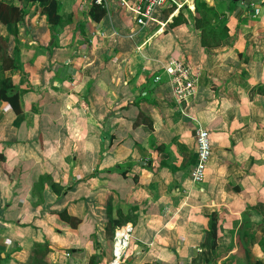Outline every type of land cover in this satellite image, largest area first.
<instances>
[{"label":"crops","instance_id":"obj_1","mask_svg":"<svg viewBox=\"0 0 264 264\" xmlns=\"http://www.w3.org/2000/svg\"><path fill=\"white\" fill-rule=\"evenodd\" d=\"M3 1L22 10L0 20L21 113L0 101V264H108L127 225L120 264H264V2L205 0L229 34L203 46L195 0L145 28L140 0H57L55 26ZM173 60L198 74L187 104L154 81ZM200 128L212 155L195 183Z\"/></svg>","mask_w":264,"mask_h":264},{"label":"built area","instance_id":"obj_2","mask_svg":"<svg viewBox=\"0 0 264 264\" xmlns=\"http://www.w3.org/2000/svg\"><path fill=\"white\" fill-rule=\"evenodd\" d=\"M261 3L264 0L260 1ZM96 3L102 4V0ZM181 0H140L136 5L127 7L134 15L137 24L145 28L151 22H158L157 14L161 10L173 12L182 6ZM258 12V10L256 11ZM160 22V21H159ZM163 76L171 88L174 101L178 104L189 103L196 92L198 74L194 68L183 60H173L162 68V72L154 77V81L162 82ZM184 113V109H182ZM197 161L192 171V180L201 183L206 178L207 168L211 159V141L206 129L200 128L196 134ZM132 226L127 225L115 231L113 239V259L108 264H120L129 247Z\"/></svg>","mask_w":264,"mask_h":264},{"label":"trees","instance_id":"obj_3","mask_svg":"<svg viewBox=\"0 0 264 264\" xmlns=\"http://www.w3.org/2000/svg\"><path fill=\"white\" fill-rule=\"evenodd\" d=\"M31 2H37L41 6V11L46 15L48 22L55 26L60 23V16L58 14V1L57 0H27ZM106 9L102 5L95 4L90 10L91 16L96 20H101L106 14ZM22 10L15 6L0 0V20L3 23L18 22L21 18ZM196 13L195 26L197 29L201 30V39L203 46H215L219 45L226 36L229 34L228 28L222 27L221 30L216 31L213 27L207 26L208 23L207 13H212L214 15L220 16L218 11L214 6L209 5L205 0L196 1ZM186 22L182 19V14L180 13L173 20V25L181 24ZM2 38L0 37V40ZM0 59L4 60L2 54V46L0 42ZM12 66V65H11ZM0 101L9 102L16 113H21V101L20 95L15 90L12 81L9 78H5L3 75L0 77ZM152 126V124L150 125ZM215 224L212 225L213 236H215ZM262 264V263H257Z\"/></svg>","mask_w":264,"mask_h":264},{"label":"rangeland","instance_id":"obj_4","mask_svg":"<svg viewBox=\"0 0 264 264\" xmlns=\"http://www.w3.org/2000/svg\"><path fill=\"white\" fill-rule=\"evenodd\" d=\"M196 1L197 0H195V4H196ZM198 1H201V0H198ZM202 1H204V0H202ZM255 4L256 5H258V6H260V7H262L263 6V4H261V3H259V2H255ZM261 4V5H260ZM185 10V8L182 10V12H181V14H182V19H185L186 21L188 20L187 18H186V16L184 15V11ZM186 12H188V10L186 9ZM208 15H207V19H208V23H206L207 24V26H210V27H213L214 29H216V31L217 30H221L222 29V23H223V20H222V18L220 17V16H217V15H214V14H212V13H207ZM191 20H194V16L192 15H190V17H189ZM218 33H220L219 31H217Z\"/></svg>","mask_w":264,"mask_h":264}]
</instances>
